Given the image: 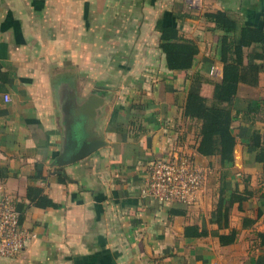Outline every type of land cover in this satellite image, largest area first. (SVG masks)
Segmentation results:
<instances>
[{
	"label": "crops",
	"instance_id": "obj_1",
	"mask_svg": "<svg viewBox=\"0 0 264 264\" xmlns=\"http://www.w3.org/2000/svg\"><path fill=\"white\" fill-rule=\"evenodd\" d=\"M246 27L264 34V0H0V197L37 235L0 264H264L262 42L243 48L232 102L214 98ZM181 43L197 49L182 71L162 49ZM191 92L230 111L233 160L198 152L200 201L163 205L143 195L146 165L177 143L200 148ZM92 96L103 104L83 111ZM95 140L93 154L56 165Z\"/></svg>",
	"mask_w": 264,
	"mask_h": 264
},
{
	"label": "built area",
	"instance_id": "obj_2",
	"mask_svg": "<svg viewBox=\"0 0 264 264\" xmlns=\"http://www.w3.org/2000/svg\"><path fill=\"white\" fill-rule=\"evenodd\" d=\"M4 99L10 102L9 96H4ZM197 146L195 141L177 143L165 154L148 162L147 187L143 190V195L163 205H197L207 181V172L196 160ZM36 236L21 225L14 200L10 196L2 195L0 259L16 258Z\"/></svg>",
	"mask_w": 264,
	"mask_h": 264
},
{
	"label": "trees",
	"instance_id": "obj_3",
	"mask_svg": "<svg viewBox=\"0 0 264 264\" xmlns=\"http://www.w3.org/2000/svg\"><path fill=\"white\" fill-rule=\"evenodd\" d=\"M208 16L215 22L218 28L226 32L236 31L234 22L225 14L217 13ZM173 32L174 31L171 29H162V39L164 41H169V35ZM240 35L241 38L234 47L236 62L225 65L224 78L216 87L214 98L219 103L230 104L232 98L236 95L237 87L240 82L238 68L241 64L243 48L254 42H262L264 44V34L257 29L251 27L243 28ZM162 49L167 57L169 67L180 71L190 68L191 62L197 54V49L194 47V44L189 43H181L178 45L164 44ZM224 51L226 53L232 52L231 45H227ZM203 103L204 101L198 93L191 92L185 112L188 117H198L203 122V139L198 152L206 155L211 152L219 151L223 161H232L236 142L231 134L230 111L221 109L217 105L206 108ZM216 137L220 138L219 143L215 141ZM262 156L263 158L261 160L264 161V152H262ZM260 216L261 214H259V217ZM259 237L262 244H264V234H260Z\"/></svg>",
	"mask_w": 264,
	"mask_h": 264
},
{
	"label": "water",
	"instance_id": "obj_4",
	"mask_svg": "<svg viewBox=\"0 0 264 264\" xmlns=\"http://www.w3.org/2000/svg\"><path fill=\"white\" fill-rule=\"evenodd\" d=\"M104 100L101 97L92 96L89 100V103L85 104L83 107V111H87L89 107H94L95 109L100 107L103 104ZM88 108V109H87ZM93 110V109H91ZM88 112L89 117H93L95 112L93 114ZM104 145L103 141L101 140H95V141H84L81 145H79L74 151L69 153V155L60 158L56 161V165L59 166H65L72 163H75L77 161H80L89 155L96 152L98 149H100Z\"/></svg>",
	"mask_w": 264,
	"mask_h": 264
}]
</instances>
